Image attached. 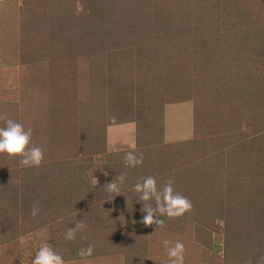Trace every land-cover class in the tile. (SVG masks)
<instances>
[{"label":"rangeland","instance_id":"1","mask_svg":"<svg viewBox=\"0 0 264 264\" xmlns=\"http://www.w3.org/2000/svg\"><path fill=\"white\" fill-rule=\"evenodd\" d=\"M4 113L44 161L0 154V264H32L46 242L65 264H169L165 240L183 264L264 257V0H0ZM133 149L144 160L127 168ZM147 176L192 210L145 227L132 188Z\"/></svg>","mask_w":264,"mask_h":264},{"label":"clouds","instance_id":"2","mask_svg":"<svg viewBox=\"0 0 264 264\" xmlns=\"http://www.w3.org/2000/svg\"><path fill=\"white\" fill-rule=\"evenodd\" d=\"M115 120V117H111ZM0 121H3L4 126L0 127V154L6 155L9 158H18L20 165L29 168H39L44 161V151L39 146H31L32 129H25L22 123L9 118L6 113L0 114ZM124 163L127 168H135L143 163L144 155L142 152L135 151V149L124 154ZM107 176V172L104 173ZM127 173H121L116 179L106 184V191L110 194L107 201H111L114 196L122 195V187L124 186ZM97 182V181H96ZM132 190L139 194L138 199L142 203L141 209L143 215L142 223L145 227L156 225L157 228L164 224L163 219L159 217L167 216L170 219L182 217L186 212L192 210V202L187 197L183 196L174 189V181L167 179L163 186L158 188L156 178L147 176L138 180ZM154 201L155 207L151 203ZM38 201L34 202L30 211V215L35 218L40 213ZM83 220L76 221L74 227H70L64 239L72 241L76 239L77 233H82L86 229ZM81 239L87 238L82 236ZM164 245L167 247V255L169 257V264H183L184 245L177 241L172 244L171 241L165 240ZM171 245V246H170ZM94 247L92 244H87L81 247L77 255L81 258L92 256ZM32 264H65L63 257L57 254L52 245L47 242L41 246L35 253ZM258 264H264V257H261Z\"/></svg>","mask_w":264,"mask_h":264},{"label":"crops","instance_id":"3","mask_svg":"<svg viewBox=\"0 0 264 264\" xmlns=\"http://www.w3.org/2000/svg\"><path fill=\"white\" fill-rule=\"evenodd\" d=\"M118 127H121L122 128V130H125V127H123V126H119V125H116V126H112V125H110V126H108L107 127V129H110V128H112V130H113V128L115 129V128H118ZM106 129V130H107ZM171 128H168V130H170ZM174 130V129H173ZM135 135H137V130H135Z\"/></svg>","mask_w":264,"mask_h":264},{"label":"trees","instance_id":"4","mask_svg":"<svg viewBox=\"0 0 264 264\" xmlns=\"http://www.w3.org/2000/svg\"><path fill=\"white\" fill-rule=\"evenodd\" d=\"M94 7V6H93ZM100 8V7H99ZM99 12V10L97 8H95V12ZM100 12H101V9H100ZM102 123V122H101ZM138 131V130H137ZM237 248L239 247L238 243L236 244ZM262 256H259V258H261Z\"/></svg>","mask_w":264,"mask_h":264}]
</instances>
